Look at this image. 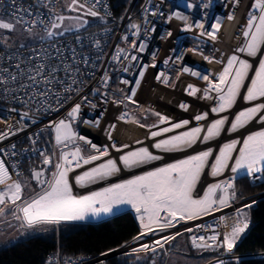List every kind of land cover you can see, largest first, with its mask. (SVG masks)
<instances>
[{
  "label": "snow or ice",
  "instance_id": "snow-or-ice-1",
  "mask_svg": "<svg viewBox=\"0 0 264 264\" xmlns=\"http://www.w3.org/2000/svg\"><path fill=\"white\" fill-rule=\"evenodd\" d=\"M9 2L11 12L5 14L7 19L0 16V30L14 33L19 27L21 32L28 34V37L25 42L16 46L7 42L9 37L0 36V48H2L0 97L11 98L13 102H18L23 108L28 109L20 113V123L29 118L30 112L59 111L66 102L73 101L77 97L79 102L71 105L64 118L49 122L48 128L52 133L54 151L49 154L45 150H38V158L42 166L31 170V179L36 182L38 191L33 190L32 195L25 198L24 191L29 187L28 183L14 178L6 166V160L0 159V215L8 209L13 218L20 222L22 228L33 229L39 226L52 227L62 223L81 222L89 217L95 219L108 216L127 206L135 213L139 222L138 234L131 239V243L137 246L131 247L130 251L124 253L126 256L135 257L133 264L140 262L156 264L155 258L164 252L166 246H171L177 237L194 232L209 234L190 235L188 239L192 248L197 250L215 248L221 249L225 254H232L242 235L249 228L245 210L251 207L250 204L237 208L234 215L219 216L214 223L222 226L224 231H217L212 224H195L193 227L185 228L183 232L164 233L176 229L181 223L188 224L230 207L231 202L237 199L235 181L241 175L253 181L264 180V127L250 131L240 139L223 143L219 146L218 152H214L213 148L209 147L119 182L109 183L87 194L76 195L73 192V179L75 186L85 188L108 180L122 170L130 171L162 160L163 157L154 154L147 146L124 151L130 148L128 144L118 146L113 141L111 148L121 153L117 160L110 156L109 146L99 147L86 136L78 134L74 124L82 117L83 107L85 105L92 109L97 107L96 103L82 93L87 83L85 77L89 76L90 70L95 67L93 55L97 61L104 55L101 41L92 37L85 45V38L79 33L87 22L79 15L60 14L52 7V0H33L27 7L23 6L22 2L18 3V0H9ZM100 3L101 0H67L65 6L68 11H83L84 15L99 17L100 13L96 9ZM230 3L233 10L226 13V18L233 21L234 9L238 7L240 0H230ZM222 6L226 7V3ZM184 7L192 12L198 4L194 0H186ZM203 8L207 9L208 5L204 4ZM149 16H163L165 23L173 19L182 21L184 23L180 31L198 30V37L213 44L219 39L218 34L224 18L217 14L211 18L209 24L207 12L202 13L201 19H190V16L179 11L165 14L160 11L159 5H152L149 0V6H145L142 10L146 36L156 30L154 24L149 26ZM128 30V33L122 36L123 40H128L129 36L139 37L141 25L129 23ZM108 31L105 29V32ZM69 34L72 39L65 40ZM171 36L172 32L166 31L161 39ZM237 39H241V43L226 60L217 59L215 55H204V48L199 43L196 47L187 49L189 52L201 55L208 63L222 64L218 73L207 70L202 72L187 65L177 73V80L180 75L189 74L204 81V87L188 83L184 92L190 97L213 101V105L209 111L196 113L192 117V120L197 122L196 126L190 128L189 119L174 122L172 117L160 112L141 109V111H151V114L158 118L156 124L139 125L141 128L157 129L149 133L148 138L155 140L151 148L163 153L183 152L197 143L206 144L220 137L226 124H228L227 132L230 134L244 129L252 122L264 125V54H261L264 49V0H253ZM146 46L145 40L137 42V39H132L130 48L117 46L111 60L127 61L128 64L122 69L127 73L133 66L132 62L140 59L138 55L131 54L130 50L143 53ZM215 51L219 50L214 49ZM240 54L251 59L241 58ZM223 56L224 54L221 53V57ZM154 58L155 53H153ZM171 59V57L166 58L163 63L168 65ZM257 59L258 63L254 65L251 60ZM175 60L182 61L183 52L177 55ZM155 66V63L142 65L135 80V87L126 94H123V89H116L122 93V96L119 99L113 97L112 103L116 106L123 105L125 101L135 104L134 97L146 69ZM110 79L108 72L105 71L99 79L98 86L92 89V93L108 97L107 88ZM155 79L165 86L170 83L169 77L163 72L158 73ZM120 83L128 85L130 81L121 79ZM171 83L175 87V81ZM242 89L245 91L242 92ZM241 96L244 103L251 106L236 112L229 122V117L221 114L229 112ZM107 102V99L101 100V103ZM178 107L187 112L191 106L181 101ZM10 111L14 112L16 109ZM210 113L218 118L211 120L206 126L202 125L200 122L207 121ZM103 115L104 113H101L91 121L85 118L82 122L90 126H99ZM116 119L139 123L129 116L127 111L122 112ZM160 125L166 126L160 127ZM109 128L115 130L116 125L111 124ZM180 129L186 130L177 131ZM22 130V128L17 129V131ZM169 133L174 134L165 136ZM14 134L12 131L0 132V140ZM38 135L36 134L37 138ZM162 136L165 138L155 139ZM108 139L112 140V131H108ZM29 140L33 144L37 142L32 136ZM135 143L143 145L144 142L137 140ZM15 147L12 145L11 150L0 148V155L4 157L17 155ZM86 149H91L87 155H85ZM33 151L37 154V150ZM87 165L92 166L75 174L74 177L70 176L71 173H76L78 169H83ZM49 169L50 174L46 175ZM206 169L215 182L208 183L203 188L202 194H196L197 186ZM226 170L232 175L224 179H216ZM19 176L20 173L17 172L16 177ZM43 230L46 231L47 228ZM145 237L156 238L141 243ZM127 246V243L121 245V247ZM235 262L242 264V256H236ZM65 264H70V261H66ZM217 264H224V261L220 260Z\"/></svg>",
  "mask_w": 264,
  "mask_h": 264
},
{
  "label": "built area",
  "instance_id": "built-area-1",
  "mask_svg": "<svg viewBox=\"0 0 264 264\" xmlns=\"http://www.w3.org/2000/svg\"><path fill=\"white\" fill-rule=\"evenodd\" d=\"M137 0H132L131 4L124 10L123 13L120 15H116L113 13L111 5L109 3V0H101V3L97 7V11L100 13L99 17H94L95 20L82 28L80 30V35L85 38V45L89 43V40L92 37H95L96 39H99L101 41V48L104 53V55L101 57L100 60H96L95 55H93V61L95 62V67L92 68L91 74L89 76L85 77V80L87 81L86 86L84 87L82 95H87L88 99L92 101L93 103L97 104V107L95 109H92L90 106L85 105L82 110V117L80 120L74 124V127L78 134L86 136L88 139L92 141V143H95L99 147H103L105 145L109 146V152L110 156L112 158H115L118 160L119 153L114 154L112 152L111 143L113 140L108 143L104 141L101 137H98L97 134L94 132L97 130L100 126H103L104 129H107L108 131H112V129L109 128V125L115 124L116 126L123 125V124H132L136 125L139 128H141L139 125L143 124L138 119L134 118L131 112L132 110L142 112V116H146L147 114L151 113V111H141V109H149L156 112H160L164 115L172 117L173 121H179L182 119L174 120V117L170 115V113L163 109L162 107L155 106L154 104L149 103L147 100H143L139 97L138 93L143 85V82L150 74L152 81H154L158 86L164 88V89H171L172 81H175V85L177 84L178 80L180 78L185 77L187 81L190 82H200L205 86V82L200 80L197 77H193L189 74H182L180 75L179 79L177 80V73L179 70L187 65L192 68L198 69L202 72L205 70L211 71L213 73H218L221 68L222 64H217L215 62L208 63L203 60L202 56L199 54H194L193 52L187 51L189 48H194L197 46V44H201L204 48V55H215L217 59H223L226 60L228 55H231L234 51V49L241 43V39H237V35L239 34V30L241 26L245 23L246 16L248 10L251 8V4L253 0H240V3L238 7L234 9L235 12V19L233 21H229L226 18V13L230 10H233L231 7L230 0H194L198 4V7L192 11L189 12L185 7L184 3L186 0H163V3H161V0H151L152 5H159L160 11L164 12L165 14H168L170 12L179 11L182 12L185 15L190 16V19H201L202 13L207 12L208 18H209V24L211 23V18L214 17L217 14H220L224 18L222 19V27L218 34L219 39L213 44V42L209 40H205L203 38H200L197 36L198 30H193L192 32H182L180 29L183 27L182 21H178L176 19H173L169 23H165L163 16H149L148 20L150 21V25H155V32H149L147 36L144 34V24H143V18H142V10L145 6H149V0H140L139 5L136 9H134V4ZM23 4V6L27 7L29 4L33 2V0H18V3ZM62 0H52V7H54L56 10H58L59 5L61 4ZM226 3V7L222 6V4ZM207 4L208 8L204 9L203 5ZM0 12L3 14L10 13L11 7L9 0H0ZM230 22H234L236 24L235 27H233V30L231 33H233L234 36V43H233V49L230 51H227L220 47V41L224 38L226 35L227 26L230 24ZM129 23H136L138 25H141V34L139 37H132L129 36L128 40H123L122 36H124L126 33H128V25ZM105 29H108V32H105ZM39 31L40 29H36ZM171 31L172 36L168 37L170 38L171 44L166 51L167 54L165 57L163 55H158L155 52L156 46H159L161 44V36L166 32ZM72 39L71 34L65 37V40ZM132 39H137V42L139 40H145L146 41V48L143 53H137L134 50H130L131 54L138 55L140 59L136 62H132V65L130 67L129 72H124L122 69L124 66L128 64L127 61H119V62H113L111 60V56L114 54V51L117 46L121 48H130V44ZM38 46V45H37ZM175 49V51H173ZM214 49H218L219 51H215ZM2 50V49H1ZM13 50L14 49H10ZM181 52H183V60L182 61H176L175 57L177 55H180ZM153 53H155V58L153 59ZM221 53L224 54L223 57H221ZM241 58L245 57L243 54H240ZM171 57L172 59L169 61L168 65H165L163 61L166 58ZM248 58V57H245ZM249 59V58H248ZM152 63H155V67H148L145 71V75L141 80L140 86L137 88V93L134 97V100L136 101L135 104L128 103L125 101L123 105L116 106L112 103V98L119 99L122 96L121 92L116 91V89H123L124 93L126 94L130 91L132 87H135V80L138 77L139 70L142 65H151ZM107 71L109 76L111 77L109 86L107 88V91L109 93L108 97H101L99 95H94L92 93V89L98 86V82L100 77L103 76L104 72ZM160 72L165 73L170 80V83L165 86L164 83L157 81L155 79L156 75ZM121 79H125L130 81L128 85H124L120 83ZM104 89H102L103 91ZM102 99H107V103H101ZM75 102H79V98H74L73 101H68L64 104L63 107L59 109V111H51V112H40V113H32L30 112L29 118L24 120L22 123H20V113L23 111H26L28 109L23 108L18 102H13L11 98H4L0 97V132L4 131H12L15 134L9 135L6 139L0 140V148L11 150V146L15 145V151L17 155L15 156H7L4 157L3 155H0V159L6 160V166L10 170V174L13 175L14 178L16 177V173L19 172L20 174H24L25 172L31 173V170L33 168H40L42 165L40 164V160L38 158V150H45L49 154H51L53 149V141H52V133L50 129L48 128L50 121H57L60 118H64L66 116L67 111L70 109L71 105ZM175 102L177 100L175 99ZM213 105V101H210V106ZM15 108L16 111H10V109ZM114 109V113H110V110ZM127 111L129 113V116L133 117L135 120L139 121V123H132V122H124L119 121L116 119L118 115H120L122 112ZM200 112H206L204 110ZM101 113H104L103 117L100 120L99 126H90L84 124L82 121L83 119L88 120H94L97 117L100 116ZM109 114H111V119L109 118ZM196 114V113H195ZM194 114V115H195ZM193 115V116H194ZM154 116V115H153ZM127 119V118H126ZM145 125V124H144ZM11 126V128L9 127ZM148 126V125H146ZM166 125H160V127H164ZM196 125H189L188 127H194ZM18 128H22V131H17ZM141 129L154 131L157 130L155 128H148L144 127ZM186 129H180L177 131H184ZM38 135V138L36 136ZM174 133L165 134L172 135ZM32 136L34 139H37V142L35 144L32 143L31 140H29V137ZM165 136L158 137V139L165 138ZM82 144V142H80ZM118 145V144H117ZM119 146V145H118ZM144 146V145H138L133 148H130L128 150ZM37 150V154H34L33 150ZM150 151L154 153V151L149 148ZM126 150V151H128ZM201 151V150H199ZM91 152V149L85 150V155L89 154ZM198 152V151H197ZM155 154V153H154ZM191 155V154H189ZM187 156V155H186ZM185 157L182 156H173L165 161H160L157 164H147L144 166H141L139 168L144 170L152 169L154 167H159L163 164L173 162L175 159H180ZM99 163V162H95ZM152 163V162H151ZM13 165H15V170H13ZM92 165L84 166L83 169H78L76 173H71L70 176H73L75 174H79V172L86 170L88 167H91ZM137 169V168H136ZM133 170H128L129 175L126 177H121V173L118 175L105 180L101 181L92 185H88L85 188H80L75 186V183H73V192L76 195H83L87 194L90 191L98 190L104 186H107L109 183H115L119 182L120 180L127 179L130 176L136 174ZM50 169L47 172V175H49ZM141 172V171H140ZM139 173V172H138ZM232 173L228 170L225 171V173L216 179H224L229 176H231ZM213 181L214 178H212ZM250 183L255 184L260 182L261 180L253 181L250 178H248ZM203 190V189H202ZM202 190H197L196 194H202ZM256 198L253 197H243L238 198L231 202V206L223 209L221 212H224L222 215L224 216H231L235 214V210L239 207H241L244 204H252ZM214 213L212 216L203 217L200 220L190 222L188 224L181 223L177 225L176 229H170L168 231H181L187 227H193L195 224H212L214 227L217 228V231H224L222 226L215 225V221L218 220L219 216H217L219 213ZM165 234V233H164ZM170 234V233H169ZM199 234H209L206 232H194V233H185L187 236V239L190 235H199ZM156 237H145L143 242H150L151 239H155ZM189 242V239H188ZM131 240L127 242V247H117L115 251H107L104 253H107V255H97L93 257H78V256H65L61 255L58 251L52 252L48 255V261L47 264H65L66 261H70V264H105L107 259L112 256L110 255L113 252H116V254L125 253L130 251L131 247H136L135 244H130ZM126 244V243H125ZM123 244V245H125ZM189 245L191 246L190 242ZM167 247V246H166ZM166 247L164 249V252L166 250ZM194 249V248H193ZM197 250V249H195ZM210 250H216L219 251L218 254L212 256L208 260V263L218 262L220 260L224 261V264H231V261L235 262L236 256H247L244 254H225L221 249H210ZM110 252V253H108ZM255 256H264L263 252L254 253ZM250 256V255H248Z\"/></svg>",
  "mask_w": 264,
  "mask_h": 264
},
{
  "label": "trees",
  "instance_id": "trees-1",
  "mask_svg": "<svg viewBox=\"0 0 264 264\" xmlns=\"http://www.w3.org/2000/svg\"><path fill=\"white\" fill-rule=\"evenodd\" d=\"M131 2L132 0H109L116 15L123 13ZM139 2L140 0L135 2L134 9ZM24 174L30 175L29 172ZM235 188L238 198L248 197L264 191V180L252 184L248 178L241 175L235 181ZM250 205L247 216L249 228L242 235L233 253L247 255L242 257V264H264V256L254 255L264 251V196ZM138 231L139 222L134 212L128 209L97 221L62 223L49 227L44 232L0 246V264H47L48 255L55 251L65 256L93 257L127 243ZM185 237L187 238L186 235ZM196 252L206 259L219 251L208 249ZM155 259L156 264H164L163 253ZM134 260L135 257L120 253L110 256L105 264H133ZM231 264L236 262L231 261Z\"/></svg>",
  "mask_w": 264,
  "mask_h": 264
},
{
  "label": "bare ground",
  "instance_id": "bare-ground-1",
  "mask_svg": "<svg viewBox=\"0 0 264 264\" xmlns=\"http://www.w3.org/2000/svg\"><path fill=\"white\" fill-rule=\"evenodd\" d=\"M235 26H236V24L234 22H230V24L227 26L226 35L220 41V43H218V44H220L221 48L226 50V52L233 49L234 36H233V33H231V31L233 30V27H235ZM170 44H171L170 38L163 39L161 41V44L159 46H156V49H155L156 54L163 55V57H165L167 54L166 51L168 50ZM262 50H264V49H262ZM252 62L254 65H256V63L258 62V59L252 60ZM188 83H193L199 87H204V85L200 82H194V81L190 82V81H187L185 77H183V78H180L178 80L175 87H173L171 89H164V88L158 86L154 81H152L151 76L149 74L148 76H146L138 95L141 99L147 100L149 103L154 104L155 106L162 107L163 109L167 110L170 113V115L174 117V120L189 119L191 121L190 125H196L197 122L192 120L193 115L195 113L202 111V110L209 111L210 101L198 99V98H194V97H190V96L186 95L184 92V88L186 87V85ZM247 83H248V81L246 82V84ZM243 91H244V89L242 90V92ZM175 99L177 100V102H175ZM181 101L186 102L191 106L187 112L181 110L178 107V105ZM238 101L240 103H242L241 102L242 96L239 98ZM240 103H236L234 105V107L229 112H225L221 115H227L229 117V122H230L231 119L234 117L236 111L239 109L240 106H242V104H240ZM110 113H114V109H111ZM110 116H111V114H109V118L111 119ZM217 117L218 116L210 113L208 120L202 121L200 123L202 125L206 126L207 123H209L211 120H213ZM227 127H228V124L225 125V130L222 132L220 137L214 139L213 141H210L206 144L197 143L196 145H194L190 149H187L183 152H175V153H163V152H160L159 150L151 148V145L155 142V140L148 138L149 137V130L141 129L138 126L132 125V124H123V125L116 126L115 130H113V132H112V140L118 145L128 144L130 146V148L138 146L135 143V141H137V140L143 141L144 146L151 148L155 154L161 155L163 157L162 160L154 161V162L150 163V164H157L160 161H165V160H167L173 156H182V155L185 156L187 154H191L192 152L204 150V149L209 148V147L213 148L214 151L216 152V150H218L219 146L222 143L229 141L231 139H234V138L240 139L244 135L248 134L250 131H255L257 129H260L261 127H264V125L258 124L256 122H252L247 127H245L244 129L238 130L236 133H231V134L227 132ZM106 130L107 129H104L103 126H100L94 132L97 134L98 137H101L104 141L110 143L112 140L108 139V134H107ZM155 139H158V137ZM126 150H128V149H124V151H126ZM112 152L114 154L117 153L113 149H112ZM139 169H141V168H137L134 171L139 170ZM128 175H129L128 170H122L121 171V175H120L121 177H126ZM211 178L212 177L208 175V169H206L204 174L202 175L201 181L199 182V184L197 186V190L198 191L202 190ZM73 182H74V179H73ZM223 213L224 212H221L217 216H221ZM172 232L173 231H167V232H165V234H169ZM130 244H132V243H130Z\"/></svg>",
  "mask_w": 264,
  "mask_h": 264
},
{
  "label": "rangeland",
  "instance_id": "rangeland-1",
  "mask_svg": "<svg viewBox=\"0 0 264 264\" xmlns=\"http://www.w3.org/2000/svg\"><path fill=\"white\" fill-rule=\"evenodd\" d=\"M66 2H67V0H62L61 4L59 5L57 11L60 14L65 15V16H77V15H79L82 17V19L84 21L87 22L85 26H87L88 24L92 23L95 20L94 17L84 15L83 11H80V12L68 11L66 6H65ZM0 16H4V18L7 19V16L1 12H0ZM65 23H71V22L65 21ZM0 36L9 37V39L7 41L9 44H14L16 46H19L20 43L25 42L27 40L28 34L26 32H21L19 27H18L17 31L14 33H9L6 30H0ZM262 54H264V50L262 51ZM243 58H245V57H243ZM238 100H239V98H238ZM242 101H243V99H242ZM248 106H251V105L247 104V105L240 106L236 112H238L242 108H245ZM131 112H132V115L134 118L138 119L141 123H143L145 125H153V124H156L158 122V118L156 116H153L151 113L147 114L144 117V116H142V112L135 111L132 109H131ZM234 139H237V138H234ZM148 170H150V169H148ZM144 171H147V170H144ZM144 171H141V172L136 173L134 175L141 174ZM49 174H50V172H49ZM18 179H21L22 182L26 181L29 185V187L25 188V191H24L25 198L32 195L33 190H37V191L39 190L37 185L30 178L29 174H20ZM253 196L254 197L256 196L255 198L258 199L261 196H264V191L259 192V193L254 194V195H251V196H248V197H253ZM124 208L125 207H121L120 209H118L115 212H121L123 210H126ZM245 211H246L247 216H248L249 215L248 208ZM113 214H115V213H113ZM113 214H111V215H113ZM111 215H108V216H111ZM108 216H103V217H108ZM44 228L48 229L49 226H39V227L33 228V229L22 228L20 226V222L15 220L13 218V216L11 215V211L8 209H5L4 214L0 215V246L11 244V243L17 241L18 239L25 238V237H28L30 235L36 234V233L44 232L45 231V230H43ZM108 253H110V252H108Z\"/></svg>",
  "mask_w": 264,
  "mask_h": 264
},
{
  "label": "crops",
  "instance_id": "crops-1",
  "mask_svg": "<svg viewBox=\"0 0 264 264\" xmlns=\"http://www.w3.org/2000/svg\"><path fill=\"white\" fill-rule=\"evenodd\" d=\"M263 51V50H262ZM262 54V52H261ZM251 59V58H250ZM252 62V60H251ZM253 63V62H252ZM258 63V62H257ZM256 63V64H257ZM247 82V81H246ZM243 90V89H242ZM245 91V89H244ZM237 103H239V101H237ZM242 106L243 105H247L244 103V101H242ZM247 135V134H246ZM245 136V135H244ZM238 139V138H237ZM232 140V139H231ZM230 141V140H229ZM228 142V141H226ZM225 143V142H224ZM223 144V143H222ZM221 144V145H222ZM239 147V146H238ZM190 149V148H189ZM187 150V149H186ZM214 150V149H213ZM219 150V148H218ZM218 150H216V152H218ZM197 152V151H196ZM215 152V151H214ZM195 152H192L191 154H193ZM235 152L233 153V155L235 156ZM189 155V154H187ZM186 156V155H185ZM184 158V157H183ZM182 159V158H180ZM231 163V162H230ZM131 177V176H130ZM129 177V178H130ZM215 182L213 181V179L211 178L209 180L208 183H212ZM207 183V184H208ZM206 184V185H207ZM205 185V187H206ZM124 209H128L130 210V208H128L127 206H125ZM132 211V210H131ZM117 213V212H114ZM135 214V213H134ZM102 218H106V217H99V218H87L85 221H97L100 220ZM196 251H200V250H195L193 249L190 245L189 242L187 240V238L185 237V235L179 236L177 237V239L172 243L171 246H167L165 252H163L164 257H165V261L164 264H217V262H213V263H208V260L210 258H212V256H210L209 258H204L203 256H201L200 254H198Z\"/></svg>",
  "mask_w": 264,
  "mask_h": 264
},
{
  "label": "water",
  "instance_id": "water-1",
  "mask_svg": "<svg viewBox=\"0 0 264 264\" xmlns=\"http://www.w3.org/2000/svg\"><path fill=\"white\" fill-rule=\"evenodd\" d=\"M239 146V145H238ZM37 169H39V168H37ZM140 171H142V169H139V170H136V171H134L135 173H138V172H140ZM46 175H47V173H46ZM30 177H31V173H30ZM32 181H34V180H32ZM35 182V181H34ZM35 184H36V182H35ZM116 252H113V253H111V255H114Z\"/></svg>",
  "mask_w": 264,
  "mask_h": 264
}]
</instances>
